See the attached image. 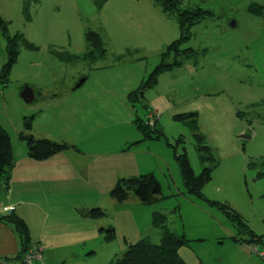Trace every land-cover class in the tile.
<instances>
[{"label": "rangeland", "instance_id": "1", "mask_svg": "<svg viewBox=\"0 0 264 264\" xmlns=\"http://www.w3.org/2000/svg\"><path fill=\"white\" fill-rule=\"evenodd\" d=\"M25 1L0 0V16L9 20V34L22 33L26 42L19 46L9 82L0 91V121L13 141L20 143L18 132L24 131V119L33 113L36 133L75 144L96 129L104 140L130 132L141 140L135 118L152 124L158 116L164 137L145 146L140 143L148 155L132 153L133 166L153 169L160 182L163 199L158 207L167 214L168 228L190 240L178 250L184 263L264 264V9L262 14L248 10L253 2L264 6V0H181L182 7L212 11L191 26V36L183 44L200 53L161 73L133 107L128 91L148 77L168 44L179 37L175 15L163 14L153 0H107L100 9L93 0H34L26 21ZM87 30L102 36L103 59L91 62L89 53L83 58ZM170 55L171 62L172 51ZM81 78L84 83L76 87ZM24 87L34 90L35 100L20 97ZM153 110L157 116L149 117ZM183 112L197 113L198 132L217 159L202 188L203 196L217 204L188 193L183 185L175 158L183 147L195 174L208 165L199 159L191 125L173 119ZM179 136L183 144L171 147ZM57 158L67 164V156ZM37 179L36 185L42 186V179ZM225 204L262 236V242L235 243L237 228L218 208ZM148 210L130 201L110 210L100 220L114 225L116 237L106 241L102 231V237L90 235L69 255L93 250L89 262L110 264L125 250L126 241L135 242L142 233L158 243L160 229H147ZM76 258L80 259L61 262L85 263Z\"/></svg>", "mask_w": 264, "mask_h": 264}, {"label": "crops", "instance_id": "2", "mask_svg": "<svg viewBox=\"0 0 264 264\" xmlns=\"http://www.w3.org/2000/svg\"><path fill=\"white\" fill-rule=\"evenodd\" d=\"M154 5L156 4L154 3ZM5 58V39L0 33V69ZM5 86L0 87V91ZM32 93V100H35L34 90ZM1 97L4 98L3 93ZM151 114L157 116L155 110L149 112L148 116L150 117ZM34 120L31 122L30 132L34 138H45L57 143H65L67 147L46 159L36 160L28 156L23 140L17 136L22 144L17 141L14 142L9 134L15 163L11 170L8 187L0 188V216L13 210L25 221L29 230L31 245L28 253L37 249L41 256L40 261H34L32 264H55L58 262L65 264L64 261L61 262V259L71 257H80V259L76 258L75 261L85 260L84 264H101L99 259L89 262L94 257L90 256L94 252L93 250H79L80 252H77L76 256H70L68 252L75 247H81L90 235H96V238L102 237L103 228H115L113 224H104L100 220L107 217L110 210L114 211L122 204H127L128 201L147 206L140 203L134 196H129L121 202L116 201L110 196V190L120 177L138 176L149 171L154 173L153 169L149 170L145 166L135 168L133 166L135 160L133 154L146 153L148 155L147 152H143V144L145 146L146 142L151 141L153 143L157 140H138L139 137H131L133 134L131 132L126 137L125 135H118L112 137V140L110 137L108 140H104L101 138L99 130L96 129L82 137L83 143L75 144L69 139L67 141L59 139L60 141H58L47 137L45 134L36 133ZM128 124L130 125V123ZM60 156L68 157L65 158L66 165L58 160L57 157ZM108 157L109 160H107ZM146 157L145 160L147 161L149 156ZM37 178L42 179V186L36 185L38 183ZM147 207L150 211V225L147 229L159 228L153 225L152 214L155 210L163 212L162 209L158 207V204ZM93 208H100L105 214L99 217L84 215L87 210ZM144 237L150 240L149 235L142 233L140 238ZM235 243L242 242L235 241ZM20 249V240L12 225L0 221V264H21L17 259Z\"/></svg>", "mask_w": 264, "mask_h": 264}, {"label": "trees", "instance_id": "3", "mask_svg": "<svg viewBox=\"0 0 264 264\" xmlns=\"http://www.w3.org/2000/svg\"><path fill=\"white\" fill-rule=\"evenodd\" d=\"M32 1L34 0H26L24 2L22 15L26 21H30L31 19L30 7ZM106 1L107 0H93L97 9H100ZM153 2L160 7L165 15H175L180 34L177 39L168 44L166 51L162 53L160 62L152 69L148 77L142 80L137 88L128 93L127 99L132 107L136 103L144 100L145 90L156 85L161 73L174 66H180L184 59L197 58L200 52L191 46L183 47V44L187 42L191 36V26L212 14L211 10L204 9L200 6L194 8L182 7L181 0H153ZM263 9L264 6L256 2L250 3L248 6L250 12L257 14H262ZM9 23V20L7 21L0 16V33L5 39L6 52V59L0 69V87L5 86V84L9 82L8 74L12 66L18 60L19 46L21 43H26L22 37V33L18 32L13 35L8 34ZM85 41L88 51L84 54L83 58H87L88 53L91 55L89 57L91 62L97 58H104L105 48L103 46L102 36L98 32L87 30L85 32ZM27 45L32 46L31 43H27ZM171 51L173 52V56L170 62L168 58L171 56ZM178 56H180V59ZM77 58L78 56L74 57V59ZM71 60H73V58ZM32 119L33 115L27 116L24 119V131L18 133V137L23 140L26 145L28 156L36 160H43L67 147L65 143H57L45 138H34L33 135L29 133ZM173 119L187 122L191 125L194 145L199 159L203 164L208 163V165L202 167L198 174H195L184 147L182 152L175 154L185 190L210 204H217L216 202L208 200L202 194V188L211 179L212 171L217 165V159L211 147L206 143L203 134L198 132L197 113H178L173 115ZM157 120L156 118L151 124L150 122L143 123L138 117L135 118V125L142 132L141 140H159L164 137L162 129L157 124ZM183 142L184 137L179 136L174 145L171 143H169V145L175 148L177 144L180 145L181 143L183 144ZM14 163L15 158L11 137L0 123V188L8 187ZM161 195L160 182L153 172L140 174L138 176L120 177L110 190V196L116 201L121 202L126 200L129 196H134L140 203L147 206H154L162 202L163 197ZM218 208L225 212L230 221L236 226L237 232L232 237L235 241L246 244H257L262 242V236L254 233L239 213L226 204ZM103 214H105V212L100 208H93L87 210L84 215L88 217H99ZM152 218L153 225L160 229L159 242L153 243L147 237L140 238L135 242H126L125 250L119 257H116L111 264H185L179 256L178 250L180 246L188 244L190 240L184 234H177L175 231L168 228L166 225V213L155 210L152 214ZM0 221L12 225L16 232L21 244L17 259L23 264L25 255L31 247L27 224L13 210L1 215ZM102 232H104V240L106 241H110L116 237L113 227L103 228ZM244 235H249V237L246 238Z\"/></svg>", "mask_w": 264, "mask_h": 264}, {"label": "water", "instance_id": "4", "mask_svg": "<svg viewBox=\"0 0 264 264\" xmlns=\"http://www.w3.org/2000/svg\"><path fill=\"white\" fill-rule=\"evenodd\" d=\"M84 81V78H81L76 87L80 86L82 84V82ZM20 97L25 101V102H29L33 99V93L32 90L28 87H24L22 92L20 93ZM242 137L248 138L249 136L247 135H243Z\"/></svg>", "mask_w": 264, "mask_h": 264}, {"label": "built area", "instance_id": "5", "mask_svg": "<svg viewBox=\"0 0 264 264\" xmlns=\"http://www.w3.org/2000/svg\"><path fill=\"white\" fill-rule=\"evenodd\" d=\"M151 117H156L155 114H151L150 115ZM157 118V117H156ZM40 252L36 249V250H33V251H30L29 253H27L25 255V258H24V264H32V262L34 261H40Z\"/></svg>", "mask_w": 264, "mask_h": 264}]
</instances>
